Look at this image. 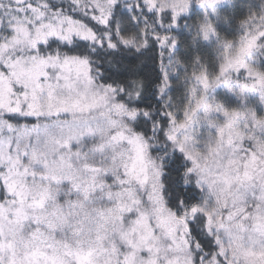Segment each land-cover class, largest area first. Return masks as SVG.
I'll return each mask as SVG.
<instances>
[{"label": "snow or ice", "instance_id": "6c2138e0", "mask_svg": "<svg viewBox=\"0 0 264 264\" xmlns=\"http://www.w3.org/2000/svg\"><path fill=\"white\" fill-rule=\"evenodd\" d=\"M0 264H264V0H0Z\"/></svg>", "mask_w": 264, "mask_h": 264}]
</instances>
